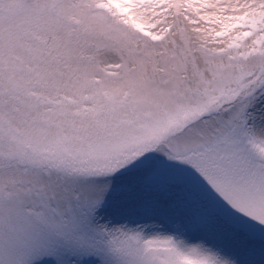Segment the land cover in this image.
<instances>
[{
    "label": "snow or ice",
    "instance_id": "snow-or-ice-1",
    "mask_svg": "<svg viewBox=\"0 0 264 264\" xmlns=\"http://www.w3.org/2000/svg\"><path fill=\"white\" fill-rule=\"evenodd\" d=\"M0 264H264V0H0Z\"/></svg>",
    "mask_w": 264,
    "mask_h": 264
}]
</instances>
